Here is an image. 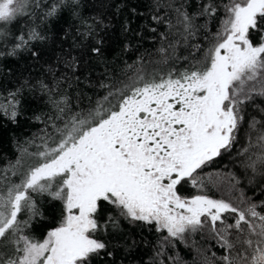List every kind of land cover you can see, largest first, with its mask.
I'll return each instance as SVG.
<instances>
[{
  "label": "snow or ice",
  "instance_id": "1",
  "mask_svg": "<svg viewBox=\"0 0 264 264\" xmlns=\"http://www.w3.org/2000/svg\"><path fill=\"white\" fill-rule=\"evenodd\" d=\"M27 2L0 0V22L11 23ZM78 6V0H69L73 11ZM61 7L51 6L45 18L55 19ZM217 8L211 0L199 15L215 17ZM223 10L220 31L206 51L197 48L202 54L194 63L163 74L137 70L119 86L101 84L107 94L62 121L63 127L54 124L53 134L46 133L33 154L34 163L21 170L17 160L0 169V264H92L102 252L110 256L107 244L95 236L102 230L97 217L102 202L119 216L155 225L174 238L208 226L229 253L221 257L222 264H264V212L257 210L264 202L258 205L241 194L236 204L204 192L202 173L235 147L246 108L254 106L264 114V107L255 103L264 100V0H227ZM176 12L188 35H194L195 17L183 5ZM250 31L260 33L258 43ZM44 39V33L31 29L18 33L8 54ZM92 51L102 55L100 47ZM33 55H38L35 49ZM169 58L162 56L161 63ZM0 111L15 120L18 108L0 105ZM258 123L250 118V127ZM259 140L264 142V131ZM258 160L264 164V155ZM247 166L255 170L256 161ZM13 176H19L18 183ZM182 185L199 194L186 198ZM34 194L62 202L59 225L43 239L31 230L33 218L41 215ZM107 222L118 226L115 217ZM232 230L247 232L243 244L250 258L231 255Z\"/></svg>",
  "mask_w": 264,
  "mask_h": 264
},
{
  "label": "trees",
  "instance_id": "2",
  "mask_svg": "<svg viewBox=\"0 0 264 264\" xmlns=\"http://www.w3.org/2000/svg\"><path fill=\"white\" fill-rule=\"evenodd\" d=\"M209 2L78 0L79 6L73 11L68 7L69 0H30L25 11L11 23L0 22V33L5 34L0 36V53H4L0 55V105L7 108L14 103L18 108L15 120L0 111V169L17 160L21 161V170L34 163L33 154L46 133L53 134L54 124L63 127L62 121L87 111L107 94L101 84L119 86L137 70L163 74L170 68L182 70L194 63L220 31L224 18L227 0H214L218 5L215 17L199 15L201 7ZM53 5L61 7V11L55 19H46ZM181 5L195 17L194 35H188L180 22L176 8ZM30 29L44 33L46 39L33 41L27 50L17 49L14 55L8 54L13 52V38ZM250 38L256 44L260 33L250 31ZM94 47H100L102 55L95 54ZM161 47L167 52L162 54ZM33 49L38 55H33ZM162 56L170 57L167 63H161ZM70 64L75 67H69ZM13 94L17 96L15 101ZM255 103L264 107V100L258 98ZM246 113L235 147L202 173L204 192L236 204L243 194V199L259 205L264 202V164L258 160L264 155V142L259 140L264 131V114L254 106H248ZM251 117L260 121L255 128L250 127ZM252 161H256L255 170L247 166ZM11 179L19 182V176ZM180 192L186 198L199 194L190 185H182ZM34 199L41 215L33 218L31 230L43 239L47 231L59 225L62 202L47 194H34ZM257 210L264 212V208ZM97 217L102 230L95 236L107 244L106 251L111 255L102 252L92 264H222L221 257L229 254L211 236L208 226L186 232L182 239L174 238L155 225L119 216L107 202L101 203ZM108 217H115L118 226L107 222ZM246 238L247 232L232 230V256L250 258L243 244Z\"/></svg>",
  "mask_w": 264,
  "mask_h": 264
},
{
  "label": "rangeland",
  "instance_id": "3",
  "mask_svg": "<svg viewBox=\"0 0 264 264\" xmlns=\"http://www.w3.org/2000/svg\"><path fill=\"white\" fill-rule=\"evenodd\" d=\"M29 2H30V0H28V2H27V6H28ZM27 6H26V8H27ZM26 8H25V9H26ZM24 11H25V10H24ZM254 44H255V43H254ZM189 198H190V197H189Z\"/></svg>",
  "mask_w": 264,
  "mask_h": 264
}]
</instances>
